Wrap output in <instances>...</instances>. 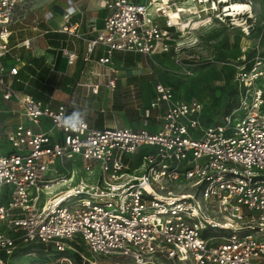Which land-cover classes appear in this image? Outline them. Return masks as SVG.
<instances>
[{
    "label": "built area",
    "instance_id": "built-area-1",
    "mask_svg": "<svg viewBox=\"0 0 264 264\" xmlns=\"http://www.w3.org/2000/svg\"><path fill=\"white\" fill-rule=\"evenodd\" d=\"M99 1L104 25L92 28L81 56L73 0L36 28L67 35L66 44L47 46L51 72L66 73L58 56L67 66L84 62L80 77L45 102L26 91L35 75L22 77L29 61L22 50L32 39L11 42L21 0H0V114L13 120L0 123V264H13L17 253L52 255L56 264L118 256L131 264H264V56L249 60L250 68L241 59L238 103L216 124L202 121L203 101L177 98L158 81L141 127L99 128L86 118L68 131L62 114L86 108L87 95L116 89L117 52L152 58L177 37L178 25L152 9L153 0ZM57 17L64 23L54 27Z\"/></svg>",
    "mask_w": 264,
    "mask_h": 264
},
{
    "label": "rangeland",
    "instance_id": "rangeland-1",
    "mask_svg": "<svg viewBox=\"0 0 264 264\" xmlns=\"http://www.w3.org/2000/svg\"><path fill=\"white\" fill-rule=\"evenodd\" d=\"M66 1L21 0L15 11L14 17L18 19V22L13 29L12 44L28 39L33 31L37 34L36 28L44 23L48 13L53 11L55 6H64ZM73 1L83 12H96L101 7L99 0ZM199 2L201 0H198V3L194 5L189 0H174L171 3L172 8L176 11L177 9L184 10V13H180L181 21L184 24L178 26L174 46L169 52L152 58L138 54L142 60L136 62L133 68L121 66V71L140 70L139 73L143 72L144 77H147L145 81L138 83L123 82L122 85L125 86L117 87L114 91L104 89L98 95L90 94L83 98L84 102L87 103L86 108L90 116L88 117L91 118L93 125L99 126L98 121L102 118V125L133 126L136 124L138 125H135L136 127H141L143 123L142 109L149 105L154 85L160 79L173 83L183 96L188 98L201 97L203 103H207L209 106L215 104L217 107L216 119L220 118L224 105L230 99L237 98V84L233 77L237 73V67L239 70L245 66L241 64L243 61L241 59L244 57V62L247 63L253 56L264 53V0H209L207 3ZM232 2L248 3L252 9L231 18L225 9ZM216 3L217 8L213 10ZM156 5L160 6L159 4ZM101 14H106V11ZM74 20H78V18ZM51 23L54 27H59L64 22L62 17H58ZM40 45L41 42L39 43V40L36 39L32 41V50H26L28 54H23L22 51L26 60L31 59L36 54L34 50H37L38 56L43 54L51 56L45 48L38 49ZM64 70L66 67L61 65L60 71ZM233 71L234 74L232 75ZM120 78L119 74V80H121ZM258 87H264V82L261 85L258 84ZM57 97L63 101L68 99L61 93ZM116 103H118L117 106ZM3 104L0 101V107ZM7 116L5 113L0 114L1 124L7 121L9 124L13 122L12 118ZM78 247L88 256H92L84 244ZM10 261L13 264H56L55 257L52 255L50 257L38 254L26 256L23 253H17L10 258ZM99 261L106 262V258L101 257ZM109 261L107 264L132 263L130 259L120 256Z\"/></svg>",
    "mask_w": 264,
    "mask_h": 264
},
{
    "label": "trees",
    "instance_id": "trees-1",
    "mask_svg": "<svg viewBox=\"0 0 264 264\" xmlns=\"http://www.w3.org/2000/svg\"><path fill=\"white\" fill-rule=\"evenodd\" d=\"M104 11L105 10H101L99 12L98 19L100 21H102L103 17H105V14L104 15L101 14V13H104ZM74 22H76V20ZM100 26H102V25L100 24ZM40 28L45 29L46 26L44 24H42V25L40 24ZM66 38H67V35L63 34V33L62 34L61 33H49L46 35V40H47L48 44L51 46H60L61 44L62 45L66 44L67 43ZM12 41H13V37L11 38V42ZM103 54H104V52L102 49H98V51L96 52V56H101ZM260 55L264 56V53H262ZM115 58L118 61H120L121 63H123V65H125L127 68H133L136 62L142 60V57L139 56L137 53H119V52H117L115 54ZM80 62H81V68L83 69L84 68V62L82 61L81 58H80ZM242 64H243V61H242ZM246 66H247V68H250L252 66V64L250 62H247ZM132 70L136 71V69H132ZM27 72L35 75V78L29 79V85L26 87V91L28 93L34 95L36 98H38L42 101H45V102L49 101V97L52 95L54 89L57 86H60L64 83V77L62 75H59L55 72L50 71V68L46 64V58L44 56H35V57H32L31 59H29L28 63L26 64V66L22 70V77L25 81L28 79ZM233 74H234V71L232 72V75ZM145 78H147V77H144V74L142 72L139 76L137 75V76L130 77L128 83L129 82L130 83L142 82V81H145ZM66 80H65V82H66ZM43 81H44V83H43ZM159 82H162V83L170 86L173 89L174 94L176 95L177 98L185 99V100L194 99V97L188 98L186 96L181 95V93L179 92V89H177L175 87V85L169 81H165V80L160 79ZM156 83H155V85H156ZM155 85H154V89H153L152 99L155 96ZM122 86H124V85H122L121 81L118 79L116 88L117 87L120 88ZM20 88H23V84L20 85ZM236 90L238 92L237 98L233 99V100L230 99L229 102L224 105V107L222 109L221 116L219 119H216L215 112L217 110V107L215 106V104L213 106H209L207 103H204V111H203V116H202V121L204 122V124H216V123L220 122V120L222 119V117L225 113H228L235 108V106L238 103V98H239L238 88H236ZM195 98H197V97H195ZM197 99H200L202 101L201 97H198ZM79 101H80V99L78 98V102ZM83 101H84V99H83ZM117 104L118 103H116V106H117ZM88 116L89 115H87V117H86L87 120H89L92 123L91 118H89L90 116L89 117ZM102 122H103V120H102V118H100V120L98 121V124L100 125L99 128H101ZM135 125H133L132 127L138 126V125H136V126ZM136 128H138V127H136Z\"/></svg>",
    "mask_w": 264,
    "mask_h": 264
},
{
    "label": "crops",
    "instance_id": "crops-1",
    "mask_svg": "<svg viewBox=\"0 0 264 264\" xmlns=\"http://www.w3.org/2000/svg\"><path fill=\"white\" fill-rule=\"evenodd\" d=\"M64 6H61L60 8L62 9ZM101 10H104V9H102V7H100L96 12L95 11H85V12H83L78 7V15H76L72 19V22H74L75 21L74 19L78 18V20H76V23H78V32L81 35V38L78 39L76 41V43H77V46H78L77 47L78 48V53L81 54V55H82V53H83V51L85 49L86 40L89 39V38H92L96 34V31L101 29L103 27V25H104V20H103L104 17H103L102 21H100L98 19L99 12ZM50 23H51V21H50ZM43 24L47 27L46 23H43ZM100 24L102 26H100ZM93 27H95L96 31H93V29H92ZM34 32L35 31H33V34L29 38H31L32 41H35L36 39H38L39 43L41 42V45H40V47H38V49L45 48L47 50V46L49 44H48V42L46 40V36L40 35L39 33L35 34ZM24 37H26V36H24ZM24 37H22V38H24ZM66 40H67V38H66ZM30 50H32V49H30ZM22 51L24 53L28 54V51H26L25 49H23ZM34 52H36V54L34 56H38L37 55V50H34ZM42 56H45L46 59H50L52 55L48 56V54L47 55L43 54ZM56 58H57V67H59V69H60L61 65H64L66 67V70H64V72H66L65 74H59V73L55 72V73H57L59 75H62L64 77V81L66 79H70V78L72 79L74 77H78V78L80 77V72L82 70L80 59L78 60V64L77 65H75V66H67L66 62H65L66 60L63 57L58 56ZM139 71L140 70H136V71H134V70H122V71H120L121 84H123V82H127L128 83L129 78L132 77V76H137V75L139 76L141 74V73H139ZM99 126H97V127H99ZM103 126L101 125V127H103ZM127 126H130V125H127Z\"/></svg>",
    "mask_w": 264,
    "mask_h": 264
},
{
    "label": "bare ground",
    "instance_id": "bare-ground-1",
    "mask_svg": "<svg viewBox=\"0 0 264 264\" xmlns=\"http://www.w3.org/2000/svg\"><path fill=\"white\" fill-rule=\"evenodd\" d=\"M174 0H153L152 2V9L155 8H161L165 11L169 12L170 17L173 19V21L180 27L184 22L181 21V15L180 13H184L183 9L175 10L171 7L170 2H173ZM192 4L198 3V0H189ZM209 0H201L199 3H207ZM215 2V1H214ZM159 4L160 6L156 5ZM212 4V3H211ZM209 6V5H208ZM217 8V3L213 7V10ZM205 9V8H204ZM212 9V8H211ZM252 7L248 3H242V2H232L231 5L228 4L225 11L228 12L229 17L233 18L232 16L237 17L240 13L251 10ZM254 10V9H253ZM217 13V12H216ZM252 15V14H251ZM241 16V15H240ZM223 21V20H222ZM239 22V21H238ZM241 22V21H240ZM236 24V23H235Z\"/></svg>",
    "mask_w": 264,
    "mask_h": 264
},
{
    "label": "clouds",
    "instance_id": "clouds-1",
    "mask_svg": "<svg viewBox=\"0 0 264 264\" xmlns=\"http://www.w3.org/2000/svg\"><path fill=\"white\" fill-rule=\"evenodd\" d=\"M88 115L87 108L73 107L72 111L62 114L59 118L61 126L68 131H76L85 125Z\"/></svg>",
    "mask_w": 264,
    "mask_h": 264
},
{
    "label": "water",
    "instance_id": "water-1",
    "mask_svg": "<svg viewBox=\"0 0 264 264\" xmlns=\"http://www.w3.org/2000/svg\"><path fill=\"white\" fill-rule=\"evenodd\" d=\"M54 10H56L58 13H62V9L59 6H55Z\"/></svg>",
    "mask_w": 264,
    "mask_h": 264
}]
</instances>
